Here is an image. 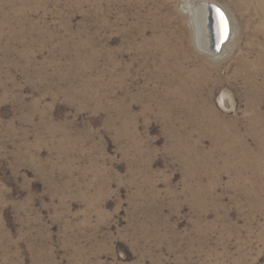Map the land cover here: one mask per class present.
Instances as JSON below:
<instances>
[{"label": "rangeland", "instance_id": "rangeland-1", "mask_svg": "<svg viewBox=\"0 0 264 264\" xmlns=\"http://www.w3.org/2000/svg\"><path fill=\"white\" fill-rule=\"evenodd\" d=\"M0 264H264V3L0 0Z\"/></svg>", "mask_w": 264, "mask_h": 264}, {"label": "bare ground", "instance_id": "bare-ground-1", "mask_svg": "<svg viewBox=\"0 0 264 264\" xmlns=\"http://www.w3.org/2000/svg\"><path fill=\"white\" fill-rule=\"evenodd\" d=\"M255 1L257 4V8H260L261 6H263L264 0H255ZM223 9L225 10V8H223ZM225 12L227 13L226 10H225ZM227 16H228L229 22H230L229 39L222 46L221 49L216 48V38H217L219 32H218L217 20H216L215 13L213 12V10L210 6L206 7L202 3H201V5H200V3H198V5L196 6V16L195 17H196V23L198 26V35H197L198 41L200 43L201 49H203L206 53L210 54L213 57H219L220 55L223 54V52L225 51V48L227 47L228 43L230 42V40L233 36V27H232L231 20H230L228 13H227ZM216 49H217V51H216ZM221 104L227 109L232 108L230 101L224 96H222ZM261 117L262 116H260V114L257 112L256 113V119L257 118L260 119ZM257 124H258V122H257ZM253 128H254L253 125L247 127V129H253ZM255 129H260V126L258 125V127ZM255 129H253V130H255Z\"/></svg>", "mask_w": 264, "mask_h": 264}, {"label": "water", "instance_id": "water-1", "mask_svg": "<svg viewBox=\"0 0 264 264\" xmlns=\"http://www.w3.org/2000/svg\"><path fill=\"white\" fill-rule=\"evenodd\" d=\"M215 13L218 27V36L216 38V48H222V46L228 41L230 35V22L225 10L218 4L209 3ZM223 13V17L221 16ZM217 51V49H216Z\"/></svg>", "mask_w": 264, "mask_h": 264}, {"label": "snow or ice", "instance_id": "snow-or-ice-1", "mask_svg": "<svg viewBox=\"0 0 264 264\" xmlns=\"http://www.w3.org/2000/svg\"><path fill=\"white\" fill-rule=\"evenodd\" d=\"M221 16L223 17V13H221Z\"/></svg>", "mask_w": 264, "mask_h": 264}]
</instances>
